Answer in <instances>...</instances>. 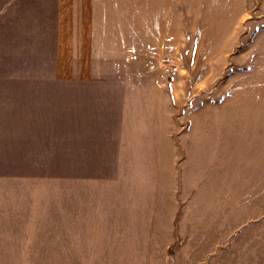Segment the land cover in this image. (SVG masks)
<instances>
[{"label":"rangeland","instance_id":"obj_1","mask_svg":"<svg viewBox=\"0 0 264 264\" xmlns=\"http://www.w3.org/2000/svg\"><path fill=\"white\" fill-rule=\"evenodd\" d=\"M45 3L0 0V76L52 74ZM177 5L176 28L151 17L150 144L0 116V264H264V0Z\"/></svg>","mask_w":264,"mask_h":264},{"label":"crops","instance_id":"obj_2","mask_svg":"<svg viewBox=\"0 0 264 264\" xmlns=\"http://www.w3.org/2000/svg\"><path fill=\"white\" fill-rule=\"evenodd\" d=\"M40 7L34 12L48 27L42 36L52 74L0 76V116L19 132L56 125L82 132L67 137L71 147L150 144L143 135L167 113L148 73L151 17L159 31L176 28L177 0H46ZM107 124L114 137L102 134Z\"/></svg>","mask_w":264,"mask_h":264},{"label":"built area","instance_id":"obj_3","mask_svg":"<svg viewBox=\"0 0 264 264\" xmlns=\"http://www.w3.org/2000/svg\"><path fill=\"white\" fill-rule=\"evenodd\" d=\"M163 64H164V68H168V67L165 65L166 63H163Z\"/></svg>","mask_w":264,"mask_h":264}]
</instances>
